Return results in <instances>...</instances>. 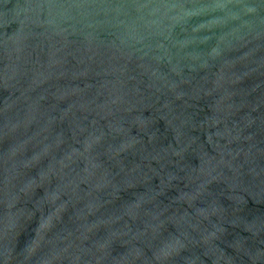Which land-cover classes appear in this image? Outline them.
<instances>
[{"label": "water", "instance_id": "95a60500", "mask_svg": "<svg viewBox=\"0 0 264 264\" xmlns=\"http://www.w3.org/2000/svg\"><path fill=\"white\" fill-rule=\"evenodd\" d=\"M0 264H264V0H0Z\"/></svg>", "mask_w": 264, "mask_h": 264}]
</instances>
